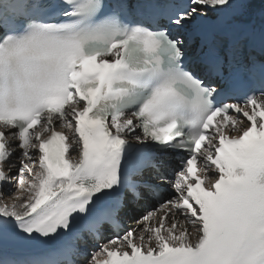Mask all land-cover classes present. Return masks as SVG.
I'll list each match as a JSON object with an SVG mask.
<instances>
[{
	"label": "snow or ice",
	"instance_id": "obj_1",
	"mask_svg": "<svg viewBox=\"0 0 264 264\" xmlns=\"http://www.w3.org/2000/svg\"><path fill=\"white\" fill-rule=\"evenodd\" d=\"M0 264H264V0H0Z\"/></svg>",
	"mask_w": 264,
	"mask_h": 264
}]
</instances>
